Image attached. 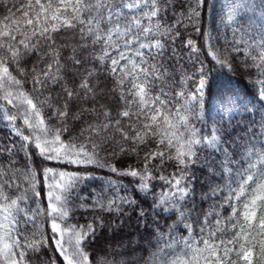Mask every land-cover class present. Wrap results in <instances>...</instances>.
Here are the masks:
<instances>
[{
    "label": "trees",
    "instance_id": "trees-1",
    "mask_svg": "<svg viewBox=\"0 0 264 264\" xmlns=\"http://www.w3.org/2000/svg\"><path fill=\"white\" fill-rule=\"evenodd\" d=\"M26 2L0 0V30L4 28L6 16L15 13L16 18L20 17L16 10ZM158 3L163 9L158 17L162 26V34H158V38L164 44V50L157 57V62L166 69V76L153 85V96L161 94L163 85V91L168 94L169 108H180L186 103L185 98H177L175 94L184 91L191 95L195 92L203 66L207 85L204 94L198 101L187 104L188 113H181L187 115L189 128L196 129L199 137L209 135L213 128L226 129L231 136L226 145L229 152L235 148L233 140L240 142V137L247 139L253 133L256 134L254 140L264 143V101L259 99V92L264 91V67H258L264 63L259 58L264 53V0H205L198 8V15H192L191 11L196 6L195 0H158ZM53 36L57 45L75 46L79 43L69 29L53 33ZM188 40L193 41L197 52H192L187 46ZM94 47L77 48L75 53L69 48L61 50L62 79L59 83H48L44 87L35 84L33 79L50 62L48 57H42L45 51L43 43L39 48L41 55L26 56L21 61L23 75H19L18 69L10 68L13 75L22 81V90L26 93L41 99L51 97V103L55 106L67 104L68 130L62 134V138L65 141L71 139L77 144L87 143L89 133L84 131L81 136V131L87 129L90 123L98 125L104 122V110L115 118L126 107V100L121 97L132 99L127 96V81L124 90L113 91L117 87V77L110 76L106 65L91 58ZM210 52L224 59L226 65L221 66L213 60ZM70 56L78 57L81 63L75 64ZM89 71L94 72L90 79L97 86L95 99L80 96L68 98L64 87L76 88ZM161 98L164 99L163 96ZM241 101L248 104L247 110L241 107ZM216 107L221 109L214 112ZM233 108L236 110L228 111ZM8 110L14 111L0 101V166L8 170V179L15 177L22 187L6 191L15 198L26 190V210L30 209L32 213L40 210L34 222L25 223L21 217H17L18 230L28 241L43 242L38 251H27L25 264H65L55 250L54 234L50 228L52 218L46 214L48 184L58 178L53 175L46 178L45 168L52 169L53 173L65 172L81 177L67 193L68 216L57 222L62 228L79 229L88 224L96 228L95 233L81 245L88 256V264H173L176 260L190 258V253L189 257L184 255L188 250L183 239H191L196 246H201L198 244L201 236L207 238L209 229L202 225L207 213H213L207 217L212 222V230L215 229L216 219L222 221L220 226L227 230L223 236L225 240L232 236L233 223H245L242 215L244 203L241 201L246 203L247 200L245 197L238 200L233 196L230 189H235L236 184L232 182L233 176L223 171V153L215 148L196 146L199 160L184 171H181L175 159L158 157L148 164L152 179L147 181V190H142L139 177L123 173L130 168L142 170L146 153L164 150L165 146L158 144L157 137L135 146L124 141L115 128H109L101 137L93 133L92 139L99 145L97 158L104 167L46 160L39 155L34 144H26L15 135L12 123L3 118L4 111ZM51 112V108H43L48 126L53 129L64 127L65 122L55 116L47 119ZM75 114H79L80 119H73ZM127 126V118L121 117V127ZM179 131L185 137L190 134L183 126ZM103 135L108 136L107 143H102ZM120 146L125 147L126 152L121 153ZM175 151V148L167 149L165 157L174 156ZM110 166L118 171H111ZM29 170L36 173L35 191L40 193L39 196L34 195L30 183L25 180ZM184 172L192 180L189 185L191 194L183 201H176L172 195L175 188L159 177L172 180L184 175ZM187 182L183 181L182 186ZM110 201H115L119 209L116 210L114 205V210H107ZM173 201L176 203L173 204ZM234 210L235 216L232 215ZM180 211L184 212L183 217ZM261 213H264V201H258L257 215ZM185 224L192 225L191 235ZM202 226L205 227L204 233L200 232ZM253 236H256V230L249 239ZM260 239L256 236L254 241L253 264H264V253L259 251ZM233 260L236 264H244L235 253L229 264Z\"/></svg>",
    "mask_w": 264,
    "mask_h": 264
},
{
    "label": "snow or ice",
    "instance_id": "snow-or-ice-1",
    "mask_svg": "<svg viewBox=\"0 0 264 264\" xmlns=\"http://www.w3.org/2000/svg\"><path fill=\"white\" fill-rule=\"evenodd\" d=\"M204 2L205 0H195L196 6L191 10L192 15L199 14L198 8ZM162 10L158 0H27L16 10L20 17L16 18L15 13L6 16L4 28L0 30V101H3L6 107L14 109L4 111L3 118L12 124L20 119L31 135L14 128L15 135L21 137L26 144H34L44 159L71 164L105 166L100 164L97 158L96 149L99 145L93 141V133L101 137L109 128H115L124 141L135 146L157 137L158 144L165 146L164 150L146 153L144 157L146 163L142 170L130 168L123 173L139 177L142 181L140 185L142 190H147V181L152 179L148 164L158 157L175 159L181 171H184L199 160L196 146L204 145L222 152L224 156L221 162L222 169L233 176L232 182L236 184L235 189H230L233 196L238 200L241 197L247 200L246 203L241 201L244 203L242 215L245 223L239 224V221L233 223L232 236L225 240L223 236L227 230L220 226L222 221L216 219L215 229L212 230V222L207 217L213 213H207L202 221V225L209 229L207 238L201 236L198 241L201 246H196L191 239H183L188 250L184 255L189 257L190 253V258L176 260L173 264H229L233 253L244 264H253L256 236L261 237L258 242L259 251L264 253V213L257 215L258 201H264V143L254 140L256 134L253 133L252 137L247 139L240 137V142L233 140L235 148L229 152L226 145L231 136L226 133V129L213 128L209 135L199 137L196 129L189 128L187 115L181 113L182 111L188 113L187 104L198 101L204 94L207 85L203 76V66L195 92L191 95L184 91L175 94L177 98H185L186 103L180 108L174 110L169 108L168 94L163 91V85L161 94L153 96V85L166 76V69L157 62V57L164 50V44L158 38V34H162V26L158 22ZM65 29L72 30L73 36L79 41L78 44L57 45L53 33ZM42 43L45 45L42 57H48L50 62L46 69L41 70L39 76L33 77L34 83L41 87L52 82L59 83L62 79L61 50L69 48L75 53L77 48L86 49L89 46H95L93 53L90 54L91 58L99 64L106 65L110 76L117 77L115 81L117 87L113 91L124 90L127 81V96L132 99L122 96L121 98L126 100V107L115 118L109 111L104 110L102 113L105 117L104 122L98 125L90 123L87 129L82 130L81 136L84 135V131L89 133L87 143L77 144L71 139L65 141L62 138V134L68 130L66 118L69 113L66 103L63 106H55L51 103V97L46 99L33 97L22 90V81L10 71V68L18 69L19 75H23L21 61L26 56L41 55L39 48ZM187 46L194 53L198 51L192 40L187 41ZM209 54L221 66L226 65L224 59L212 52ZM69 58L77 65L81 63L78 57ZM259 58L264 62V53ZM258 67H264V63ZM93 75V71L87 72L86 77L81 78L76 88L70 89L65 86L63 90L66 96L94 100L97 86L91 82L90 78ZM259 99L264 101V91L259 92ZM45 106L52 109L47 119L55 116L65 122L64 127L53 129L48 126L43 114ZM241 107L247 110L248 104L241 101ZM234 110L236 109L228 111ZM121 117L127 118V128L121 127ZM72 118L78 120L80 115L75 114ZM181 126L190 132L187 137L179 131ZM107 142L108 136L103 135L102 143ZM169 148L176 149L175 155L165 157V151ZM119 151L124 153L126 149L120 146ZM110 167L111 171H118L116 167ZM7 172V169L0 166V264H25L27 251L29 249L38 251L43 242L28 241L18 230L17 217H21L25 223L34 222L40 210L37 209L35 213L30 209L26 210L28 201L26 190L15 198L7 194V189L22 187L15 177L8 179ZM50 175L58 177L54 183L48 184L49 191L46 196L48 201L46 214L52 218L50 228L54 234L55 250L65 264H88V256L83 252L81 245L95 233L96 228L93 224L81 226L79 229L67 226L62 228L57 222L68 216L67 193L75 187L76 181L81 177L65 172L53 173L52 169L45 168L44 176L47 178ZM35 177L36 173L32 170L25 174V180L30 183L34 195L39 196L40 193L35 191ZM159 178L166 180L175 188L172 195L176 197V201H183L191 194L189 185L192 180L187 172L178 178L173 177L172 180H167L163 176ZM185 180L188 182L182 186ZM176 201H173V204ZM161 203L164 204L165 201ZM114 205L118 210L119 206L115 201L109 202L107 210H114ZM232 215H236L235 210ZM180 216H184L183 211H180ZM231 219L230 216L229 220ZM204 226L200 228L201 233L205 232ZM185 227L191 235L192 225L185 224ZM254 230L256 236L249 239ZM232 264H236V261L233 260Z\"/></svg>",
    "mask_w": 264,
    "mask_h": 264
},
{
    "label": "rangeland",
    "instance_id": "rangeland-1",
    "mask_svg": "<svg viewBox=\"0 0 264 264\" xmlns=\"http://www.w3.org/2000/svg\"><path fill=\"white\" fill-rule=\"evenodd\" d=\"M217 109H221V108H219V107H216L215 109H214V112L217 110ZM228 114H230L229 112H228ZM21 121V120H20ZM20 121H18V119H17V121L15 122V124H12V127H13V130H14V128H19V129H21L23 132H24V134H27V135H31V132L20 122ZM58 178V177H57ZM54 183V182H53Z\"/></svg>",
    "mask_w": 264,
    "mask_h": 264
}]
</instances>
